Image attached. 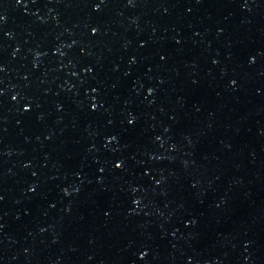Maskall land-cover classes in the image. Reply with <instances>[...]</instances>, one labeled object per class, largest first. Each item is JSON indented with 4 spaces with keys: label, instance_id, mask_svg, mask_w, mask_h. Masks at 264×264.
<instances>
[{
    "label": "water",
    "instance_id": "water-1",
    "mask_svg": "<svg viewBox=\"0 0 264 264\" xmlns=\"http://www.w3.org/2000/svg\"><path fill=\"white\" fill-rule=\"evenodd\" d=\"M0 17V264H114L264 71V0H0Z\"/></svg>",
    "mask_w": 264,
    "mask_h": 264
},
{
    "label": "snow or ice",
    "instance_id": "snow-or-ice-1",
    "mask_svg": "<svg viewBox=\"0 0 264 264\" xmlns=\"http://www.w3.org/2000/svg\"><path fill=\"white\" fill-rule=\"evenodd\" d=\"M100 2L101 3H103L104 2V0H100ZM97 10H99V6H97ZM3 20V17H0V21H2ZM92 35H96V29H93L92 30ZM0 71H2V69H0ZM152 93H151V91L149 92V95H151ZM13 99H15V97H13ZM93 110H95V108L93 109ZM25 111H28V109H25ZM134 120L133 119H129V121H128V123L131 125V124H134ZM112 141H109V143H111ZM115 167L117 168V169H119L120 167H121V164H116L115 165ZM136 203L137 204H139V201H136ZM147 255V253H145L144 254V256H146ZM144 256H141L140 258L141 259H144Z\"/></svg>",
    "mask_w": 264,
    "mask_h": 264
}]
</instances>
